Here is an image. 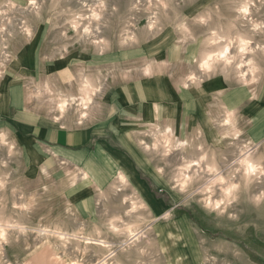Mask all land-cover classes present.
<instances>
[{
    "label": "rangeland",
    "instance_id": "374dc122",
    "mask_svg": "<svg viewBox=\"0 0 264 264\" xmlns=\"http://www.w3.org/2000/svg\"><path fill=\"white\" fill-rule=\"evenodd\" d=\"M263 3L0 0V264H264Z\"/></svg>",
    "mask_w": 264,
    "mask_h": 264
},
{
    "label": "bare ground",
    "instance_id": "6f19581e",
    "mask_svg": "<svg viewBox=\"0 0 264 264\" xmlns=\"http://www.w3.org/2000/svg\"><path fill=\"white\" fill-rule=\"evenodd\" d=\"M264 4V3H263ZM252 7V6H251ZM166 8V7H165ZM241 10H243L244 12H246L247 11V9H246V7H244V8H242ZM257 15V14H256ZM82 18V17H81ZM242 18V17H241ZM80 19V18H79ZM232 23V22H231ZM251 23V22H250ZM23 26V25H22ZM24 28V27H23ZM227 32V31H226ZM237 32V31H236ZM229 33V32H228ZM250 33V32H249ZM236 34V33H235ZM227 35V34H226ZM85 36V35H84ZM92 36V35H91ZM94 36V35H93ZM226 38V37H225ZM234 38V37H233ZM239 41H238V48L241 50V53H242V51H244L245 49H246V42L242 39V38H240L239 37V39H238ZM237 41V40H236ZM216 44V43H215ZM218 46V45H217ZM248 46V45H247ZM219 48V47H218ZM230 49V48H229ZM220 50V49H219ZM64 51V50H63ZM239 51V50H238ZM228 52V49H227V47H225L224 48V50L221 52V54H219V55H217V57H216V59H223V61H226L227 60V56H226V53ZM242 55V54H241ZM252 55V54H251ZM213 56V55H212ZM215 59V60H216ZM214 60V59H213ZM213 60H212V58L210 57V56H207V58H205L204 59V62H203V66H205V67H209V65H211L212 63H213ZM214 60V61H215ZM217 60V61H218ZM212 61V62H211ZM250 64H252V63H250ZM223 66H225V65H223ZM209 68H211V67H209ZM251 69H253L254 70V68L253 67H251ZM196 70V69H195ZM200 73V72H199ZM123 74V73H122ZM241 74V73H240ZM189 75V74H188ZM194 75V74H193ZM151 76V75H150ZM202 76V75H201ZM242 76V75H241ZM81 78V77H80ZM242 78H243V76H242ZM188 79V78H187ZM250 80V79H249ZM244 82H245V79H244ZM90 83V82H89ZM90 94V93H89ZM86 99H87V97H86ZM84 104H86V103H84ZM66 106V105H65ZM213 108V107H212ZM214 114V113H213ZM229 122V121H228ZM231 127V126H230ZM228 128V127H227ZM226 132V131H225ZM7 134V133H6ZM222 135V134H221ZM165 139V138H164ZM224 144V143H223ZM174 145V144H173ZM253 145V144H252ZM251 147V146H250ZM181 148H183V147H181ZM185 148V147H184ZM183 148V149H184ZM243 165H244V167H245V173H246V175L249 177V175H252V173H254L255 174V172H256V164H254V163H252L251 162V160H249V159H245L244 161H243ZM188 169V168H187ZM86 173V177L88 178H90V174L88 173V171L87 172H85ZM121 174V173H120ZM123 174V173H122ZM126 175V174H125ZM123 176V175H122ZM186 177V179L188 178L187 176H185ZM86 179V178H85ZM122 179H123V177H122ZM229 191V190H228ZM228 195V194H227ZM34 199V198H33ZM32 200V199H31ZM35 203V202H34ZM5 218V217H4ZM7 224H9V223H7ZM5 225V224H4ZM7 226V225H6ZM6 226L4 227V228H6ZM0 227H1V225H0ZM9 227V226H8ZM14 228V227H13ZM182 228H184V227H182ZM16 229V228H15ZM14 229V230H15ZM17 229H19V228H17ZM16 229V230H17ZM1 231V230H0ZM19 231H20V229H19ZM23 232V231H22ZM186 232V231H185ZM1 233V232H0ZM59 236V235H58ZM57 236V237H58ZM68 236V235H67ZM61 237V236H60ZM64 237H65V235H64ZM69 238V237H68ZM1 239V238H0ZM61 239V238H60ZM2 240V239H1ZM2 242H4L5 243V240L4 241H1V243ZM100 246H102V245H100ZM199 264V263H198Z\"/></svg>",
    "mask_w": 264,
    "mask_h": 264
},
{
    "label": "crops",
    "instance_id": "0c3cea01",
    "mask_svg": "<svg viewBox=\"0 0 264 264\" xmlns=\"http://www.w3.org/2000/svg\"><path fill=\"white\" fill-rule=\"evenodd\" d=\"M51 143L55 145L56 149L72 153L76 152L74 150L77 148L83 149L86 146L87 139L83 132H68L65 130V133H55Z\"/></svg>",
    "mask_w": 264,
    "mask_h": 264
}]
</instances>
